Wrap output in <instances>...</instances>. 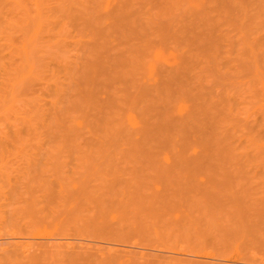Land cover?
<instances>
[{
	"label": "bare ground",
	"instance_id": "bare-ground-1",
	"mask_svg": "<svg viewBox=\"0 0 264 264\" xmlns=\"http://www.w3.org/2000/svg\"><path fill=\"white\" fill-rule=\"evenodd\" d=\"M259 93L264 97V0H0L1 154L94 152L108 155L106 161L134 163L136 172L131 173L137 179L154 170L153 176L163 181L183 177L188 182L197 177V169H210L213 174V169L224 172L226 166L250 160L252 145L245 147L247 139L235 137L239 127L254 126L249 125L252 118L241 117V111L244 108L246 116L247 103L259 100ZM102 173L95 180L102 185L99 192H92L90 178L83 177L76 180L78 192L68 202L59 201L65 194L60 197L50 181L37 182L45 186L39 194L34 192L39 188L36 181L30 185L33 180L17 192V186L12 188L11 200L0 202V211L27 227L0 235V264H207L179 253L145 249L148 246L133 248L126 237L147 231L151 226L147 220L152 219L148 216L168 222L166 215L171 212L169 222L179 225L182 218L190 223L192 216L240 199L233 193L220 197L217 190L207 192L204 186L190 191L189 182L164 187L161 183L154 189L136 181L133 174L130 181L129 175L121 179L123 174ZM260 206L235 208L239 218L249 221L255 213L264 214ZM109 209L117 210V219L110 217L112 210L107 217ZM144 215L149 219L144 221ZM48 219H55L62 230L37 234L36 223ZM230 220L236 223L235 217ZM219 222L216 233L220 230L221 235L213 234L217 242L234 237L239 226L247 223L245 230L255 223L236 224L237 231L230 237L234 225L226 229ZM77 224L81 229L100 226L96 232L107 229L112 237L87 232L85 236L86 229L79 231Z\"/></svg>",
	"mask_w": 264,
	"mask_h": 264
},
{
	"label": "rangeland",
	"instance_id": "rangeland-1",
	"mask_svg": "<svg viewBox=\"0 0 264 264\" xmlns=\"http://www.w3.org/2000/svg\"><path fill=\"white\" fill-rule=\"evenodd\" d=\"M261 91H262V89L259 92H261ZM259 95L260 96L257 97V99H259V100L261 99V101L252 99V103H250V104L247 103L249 105L248 108L250 110L247 112V115L246 116H245L246 111H244L245 109L243 108V110L241 111V117L242 118L243 117H246V118L249 117L248 119L252 118V119H250V124L249 125H251V126L254 125V126L252 127V129H249L250 127L246 128V129H244L242 127H239L237 132L240 133V136H238V133H237V137H235V138H237V140H239L238 137H240V141H242V142L247 139V141H244L245 144L248 143L247 145H245V147H247L248 145L249 146L252 145V147L250 146V148H248L249 149V152H248V149H246L247 151H245V154L247 152H248V155L250 154L248 156V157H250L249 158L250 160L247 158V156L244 155L246 157V159L249 160V161H247L244 158V161H246V163L243 164L244 161L243 162L241 161L240 163H242V164L241 165L239 164V166H238V164H236V166H233L234 165V163H233V165H230L229 168H228V166L224 167V168H227V171L223 168L224 172L221 170V168H220V170L222 172L219 171L218 168L217 169H213V170L211 169L212 172H213V174L211 173L210 169H207L210 172L209 171L207 172V170L205 171V168H204V170H202L203 172H200L201 169L200 170L197 169L198 172L197 171L196 172L199 173L198 175L195 174V175H197V177H195L197 179L194 178L195 179L194 180L192 178L190 180V178H189L188 179L189 185L188 186L185 185L187 187V189L190 190V191H191V189H193L192 191H194L197 187H198L197 189L200 190L201 188L199 189V187H201V186H204L202 188H205V190H207V192H212V191L214 192L215 190H217V191H215L217 193L216 195H218L220 197L225 196V195L228 196V195H231L233 193L234 195L238 196V199L240 198L238 200V203H236L237 201L236 202L235 201L234 202H231L232 199H229L230 202H228L229 204L227 203L228 204L227 206L225 205L226 204L225 203L220 208L219 207H216V208H213V210L211 208H209L210 210L207 209L206 212H204V214H202V215L200 214L201 216L204 215L203 217H201V216H192L194 218V219L192 218L194 220V222L197 220V217H198V220L197 221H199V219H200V221L198 223H197V221L195 222V223H197L198 226L193 223V225L195 227L192 225V221L193 220L192 221L190 220L191 222L189 223V221H187V220L184 221L181 218L180 221H179V223H180L179 225H176V224H174L172 222H169V220L171 221V219H169V216H170L171 212L169 213V215L168 214L166 215V219L168 218V222H164V220H163V222H161L162 219H159L160 220V222H159L158 221V218H155L154 216L144 215L143 216L144 221H146L147 219H149L150 217H152L153 220L150 219V220H152L151 222H150V220H147V222L149 221L147 223V225L150 223L151 226L147 227L148 229L146 228L147 231L145 229L143 231H140V234H139V232L138 233L135 232V233H131L132 236L131 235H128L126 237L127 238L126 239V243L127 244H131V245L134 244L131 247H133V246L137 247L138 246L141 249H143V247L145 248L146 246H148L149 248L146 247L145 249H148V250L151 249L150 251H154V252H156V251L157 252H160L161 251L163 253H166L167 255H169V254H176V255H178V253H179L180 256H186V257L189 256V258H192V259H195V260H199V262H201V261L204 260V262L207 263V264H209V263L210 264H219L220 262H222L220 264H230V263H232V264H264V237H263L264 236V231H261V229L264 230L263 229V227H264V214H262V213L259 214V212L257 211L258 213H255V215L253 213L254 216H251V217H253V219H251V217H249L251 219V221H250V219H249V221H246V220H248L247 219L248 217L245 220L244 216L242 217L243 218V221H242V218H239L240 214L237 212V209H236L238 207V205L241 206V205H247V204L252 205V207H253V204H254V207L256 208V210H257L258 206H260V205L264 207V131H263L264 130V114H263L264 113V110H263L264 109V102H263L264 97L261 96L263 94H260L259 93ZM253 100L255 102H253ZM244 106H247V105L244 104ZM243 111H244V116H242ZM251 120L254 121V123ZM242 129H244L243 132H242ZM248 130L251 131V132H253V136L251 135L252 134L251 132H248ZM244 131H246V132H244ZM235 138H234V140H236ZM248 139H249V141H248ZM234 140H233V142H234ZM240 143L241 142H239V144ZM244 143L243 144L241 143V145H244ZM237 144H238V141H237L236 145ZM233 145L235 146L234 143H233ZM238 148H240V147H238ZM242 148H243V146H242ZM255 149H257V151ZM235 150H236V146H235ZM241 150H245V149H241ZM236 151L234 152L235 154L238 153V151L237 152ZM42 152L43 151H41V153L38 152L39 154L36 153V152H35L36 154H34V151L32 153H30V152L29 153L28 152H22V153L21 152H19V153H17V152H11L10 154L9 153H6V154L4 153L5 156H6V158H4L5 156H4L3 153L2 154L0 153V202H4V201H7V200H11V198L9 197L10 198L9 199L8 196H13L14 193H13V189L12 188H15L17 186L15 188L16 190L14 189L17 192V189L18 188L20 190V185H23L24 186L25 183H30V182H32V180H33L34 183L32 182L30 185L35 184V181H36L35 186L38 184L37 182H40L41 181V182L45 183L46 181H48V182L50 181L49 184L50 183L52 184V185L50 184L51 185V188H54L55 192H57L58 195H60V197L61 196H64V194H65V196L67 194H69L70 196L67 195V197H69V198H67V197L65 198V196H64L65 199L63 197H62L63 199L60 198L59 201L62 200V202H64V200H65V202H68L69 200L72 201V196L73 195H74L73 196V199H74L75 194L78 192L77 191L78 189L75 188L76 187L75 186V182L76 183H79L80 179L83 178V177H87L88 176L90 178V181H91L90 184L91 185L88 188L89 189L91 188L90 189L91 191L93 189L92 192H94L95 190H98L100 188V185L101 184L99 183L100 184L99 185L97 183V181L95 182L96 177L97 178H99V176L101 177V173L102 172H103L102 174H107L109 172V169L111 170L110 172L112 173V171H113V174H115V175H121L122 176V174H123V178H121V179H125V178H128L129 177L130 181H134L133 178L135 176V173H131V172H134V171L136 172L137 166L134 165V163H133V165H131V162L130 163L124 162V160H122V159L121 160L123 161V163H122L123 165L121 164L122 161H120V163L118 164V162L120 160L118 157H117L119 159L118 161L114 160V158L113 159L108 158L107 161H106V158L109 157L108 155L106 156L105 154H102V156H101V154H97V153H94V152H92L93 154L91 152L90 153L89 152H85L86 154H84L83 152H81V153H79V152L70 153L69 152L68 153L66 151H63V152L61 151V152H58V153L53 152L54 154L52 152H49L48 153V151H44L45 153L44 152L42 153ZM239 153H240V157H243V155L241 156V153L244 154L243 151H239ZM235 154H233V155H235ZM92 155H95L96 160L93 159V156ZM30 156H32V158H28ZM90 156H91V159H93L94 161L88 158ZM104 156H106V157H104ZM236 156L237 155H235V157ZM33 157L35 159H33ZM85 157H86L87 161H86ZM102 157H104V158H102ZM252 158H253V160H252ZM254 158H255V160H254ZM236 159L238 160L239 157L238 158L236 157ZM261 159H263V160H261ZM110 160H113L114 162L113 161H110ZM110 165H112L113 167L110 166ZM116 166H118V167H116ZM120 166H121V168H120ZM125 166H127V167L124 168ZM105 167L106 168L108 167V168L106 169ZM111 167H112V169H111ZM129 167H130V170H128ZM132 167H133V171H131L132 170ZM113 168H115V169L113 170ZM105 170L108 171V172H106ZM216 170H217V172H215ZM146 171H147L148 174H145L146 177L144 179H143V176H142V179L139 177L140 180L137 179V177L135 176L136 177L135 180L136 181L139 180L141 182L143 180L144 184H148L150 187L153 186L154 189H156L157 187H161L160 186L161 183L164 184V185L161 184L163 187L166 186V185H168V183H170V182H171L170 185H172L174 182H176V183H178V182L179 183L184 182V184H186V183L188 184L187 180L185 181V178H183V177H175V179L173 178L174 180H172L170 178V181H168L169 178L168 179L165 178V181H163L164 178H161L160 177V179H158V178H155L153 176V174H155L154 173V170L153 171L152 170H146ZM225 171L227 173H225ZM214 172H215V174H214ZM201 173H202L203 176L201 175ZM223 173L225 174V176L224 175L222 176ZM149 174H151V177H150ZM211 174H212V176H211ZM53 175L55 177H53ZM148 176L150 177V180H149V177ZM230 176H231V178H230ZM147 177H148V179H147ZM225 177H226V179H225ZM92 178L93 179L95 178V179L93 180ZM41 179H43V180L46 179V180L43 181ZM76 180H79V181L77 182ZM193 180H194V182H193ZM155 181H157V182H155ZM190 181L193 182L192 185L190 184ZM195 181H196V184H195ZM56 183L57 184L59 183V184L57 185ZM53 184H54V187H53ZM44 185H46V184H44ZM44 185H42V186H44ZM48 185H46V186H48ZM181 185H183V184H181ZM91 186H93L94 188H92ZM36 187H39V185H37ZM44 187L43 188L39 187V188L35 189L34 192L37 193V194L42 193L43 192L42 189H44ZM21 189H22V187H21ZM100 189H102V188H100ZM99 190H98V192H99ZM218 190H219V192H218ZM61 193H62V195H61ZM56 194H55V196H56ZM58 195L56 197L59 199ZM242 201L245 204H243ZM231 204H233V205H231ZM156 205H158V204H156ZM180 205L182 206V204H180ZM202 205H203V203H202ZM202 205H200V206H202ZM224 206H226V207H224ZM235 206H237V207L235 208ZM154 208H155V206H154ZM179 208H180V206H179ZM202 208H203V206H202ZM222 208H224L225 211ZM231 208L232 209L235 208L236 211L235 210H232ZM255 208H253L254 211L252 209L253 212H256L255 211ZM111 210H110V212H109V214L107 216L108 218H109V215L112 213ZM112 211H113V213L111 214L110 217L113 216L112 218L117 219L118 217L114 213L115 211L117 213V210H115V211L112 210ZM209 211H210V213H209ZM0 213H2V211H0ZM205 213H206V216H205ZM207 213L209 214V216H212L213 215L212 216L213 219L210 217V219L212 221L208 218L209 216L207 215ZM214 214L215 215L217 214L216 215L217 216L216 217V220L218 222L220 221L219 222L220 225H221V222L222 221H223V223H222L223 226L227 225L228 228L227 227H224V228H226V229H229L230 228L231 229V226L234 225L232 227V229H231L232 232H233L232 235H231V233H229L230 237L234 235V232L235 231H237V226L243 225L246 222H252V221H254L255 223L254 224L253 223H250V226L252 227L251 224H253V228L254 229H258V232H257V230H254L251 227L249 229H247L249 227V225L244 230V227L247 224L246 223L245 225L242 226L243 228L241 226H239L241 228L240 230H242V232H240V230H239V233L235 232L234 237L229 238V236H227V240L229 238L228 241L220 242V240L221 241H223V240H222V238L220 236L221 235L220 230H219V233H216V232H218V229H219L220 226L218 225V222L216 220L214 221V218H215L214 217ZM256 214H259L260 215V218H259V215H256ZM194 215H198V213L197 214L195 213ZM2 216L5 219H2L1 218ZM2 216L0 215V232H1L0 235H3L4 234L3 232H7L4 235L8 234V236L11 235L12 233H14V231L15 232H18L19 229H20V227H21V225L24 228L27 227L26 224L22 220H15V221L12 220L13 223H11L12 221L9 218H7L6 216H4V214ZM181 217H183V216L181 215ZM234 217H235L236 223L233 222V225H232V222H231L230 219L233 218V220H234ZM6 218L8 220H10L11 222L5 221V220H7ZM51 219H48V221L43 222V223H45V225L42 222H40L39 224L36 223L37 225H36V227H34L35 224H33L32 225V229L34 227L33 230L35 232H37V234L40 233L39 235H45V234L46 235H53V234L59 233V231L62 230L63 227L60 224L58 225L57 224V221H53L55 219H53L52 221H49ZM239 219H241L240 220L241 222L239 221ZM201 220H203V222H201ZM207 220H209L211 222L209 223ZM20 221H21V223L19 224ZM213 221L215 223L217 222V224L213 223ZM153 222H154V224L152 226V223ZM205 222H206V224H205ZM16 223H17V225H16ZM157 223H158V225H157ZM201 223H203V224H201ZM230 223H231V226H230ZM240 223H243V224H240ZM46 224H47V226H46ZM181 224H182V226H181ZM189 224H191V225H189ZM207 224H208V226H207ZM236 224H237V226H236ZM18 225H19V227H17ZM215 225H218L217 226L218 228H216ZM37 226H39V227H37ZM97 226H99V225H96V227ZM191 226H193V227H191ZM223 226H221V228H223ZM235 226H236V229H235ZM260 226H261V228H260ZM77 227H79V229H80L79 231H84L86 229V231L84 232L85 236H86L87 233L88 234L91 233V236L93 234H96V233H100V234L102 233L101 235H99V234H96V235H98V237H102V238L103 237L109 238L110 236L112 237V235L106 234L107 229H105L106 231H104L103 228H101V232L100 231H97L96 232V229L99 230L100 229V226L97 227L96 229H95L94 225L92 226L93 228H91V226H88L91 229L90 228L87 229L86 226H84L85 229L84 228L81 229L82 226H80V225L77 224ZM72 228H74V227H72ZM210 229L211 230H215L216 229V230L215 231H212L213 233H211V230ZM91 230L92 231L95 230V231L92 232ZM157 231H158V233H157ZM248 231H250V232H248ZM256 232H257V236H254V233H256ZM259 232H260V234H259ZM251 233H253V234H251ZM81 234H83V233L80 232V235ZM213 234H220L218 237L221 238V239L218 240V242H217V235H214L213 236ZM247 234H249V235H247ZM96 235H94V236H96ZM246 235H247V237H246ZM252 235H253V237H252ZM260 235H262V236H260ZM85 236H82V237H85ZM215 236H216V240H215ZM248 236H250L251 238H254V239H250V237H248ZM203 237H204V239H203ZM255 237H258V238H255ZM213 238H214L215 241H212ZM209 239H212V240L209 241ZM231 239H233L232 240L233 244L231 242ZM243 240H246V243L243 242ZM236 241H237V243H236ZM216 242H217V244H216ZM153 244H155V245H153ZM230 244H232V245H230ZM24 249H26V248H24ZM190 253H192L193 255L192 254L190 255ZM198 264H204V263L201 262V263H198Z\"/></svg>",
	"mask_w": 264,
	"mask_h": 264
}]
</instances>
